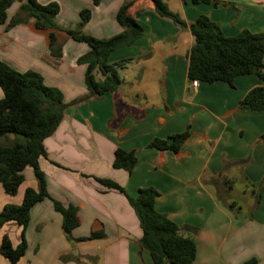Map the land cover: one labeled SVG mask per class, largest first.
<instances>
[{
  "label": "crops",
  "instance_id": "0c3cea01",
  "mask_svg": "<svg viewBox=\"0 0 264 264\" xmlns=\"http://www.w3.org/2000/svg\"><path fill=\"white\" fill-rule=\"evenodd\" d=\"M101 1L106 3L103 15L85 25L86 33L97 38L122 31L115 13L127 0ZM131 1L128 11L143 33L109 54L110 62L130 59L120 72L118 89L76 101L87 93L85 65L77 58L89 47L80 42L87 49L70 57L62 70L68 78L58 86L67 106L54 132L43 141L46 156L38 160L48 193L76 207L78 225L67 236L61 215L44 198L30 210L26 249L15 264H154L140 246L134 208L124 195L100 186L95 178L113 180L130 196L140 188L155 189V210L194 240L191 264H264V111L240 107L247 92L262 82L249 74L235 77L232 86L217 81L193 87L187 79L193 44L188 25L194 18L208 16L225 36L244 30L264 33V0H163L186 23L182 27L159 17L152 0ZM24 2L12 1L3 24ZM33 22L29 17L13 26L6 44L0 45V60L18 72L23 71L18 64L29 62L26 53L31 54L36 34L48 39L47 31L35 29ZM40 52L38 59L58 69L64 64L62 54L55 59L45 45ZM184 131L189 135L177 151L149 146L154 139L167 140ZM118 148L135 152L130 172L112 167ZM23 174L14 195L6 194L0 184V210L7 203L20 204L27 187L37 190L32 169L27 166ZM91 232L101 235L78 240ZM20 233L21 227L9 221L0 227V242L7 234L15 247ZM0 264L12 263L0 254Z\"/></svg>",
  "mask_w": 264,
  "mask_h": 264
},
{
  "label": "trees",
  "instance_id": "16d2710c",
  "mask_svg": "<svg viewBox=\"0 0 264 264\" xmlns=\"http://www.w3.org/2000/svg\"><path fill=\"white\" fill-rule=\"evenodd\" d=\"M13 0H0V24L6 21V11ZM194 3L208 0H191ZM133 1L123 2L115 13V20L122 31L105 38H97L81 31L90 19L87 9L81 10L80 22L75 29H64L67 36L77 42H83L89 50L77 58V63L85 65L84 85L87 93L79 100L99 97L118 89L120 72L130 59L117 62L108 60L109 54L121 47L131 45L143 33V27L136 17L129 13ZM154 12L161 18H168L182 27L186 23L171 11L163 0H152ZM56 2L41 4L38 0H25L18 12L10 19L8 27L34 19L37 30L48 33L50 55L61 57L57 47L55 30L58 26L53 18L59 12ZM6 27V28H8ZM193 44L188 52L187 79L198 83L224 82L232 86L233 79L240 75H256L261 85L249 90L241 99L240 107L250 111H264V33H251L244 30L235 36H225L218 24L204 14L197 15L188 25ZM56 52H53L55 51ZM0 184L4 192L14 195L24 180V169H32L37 180V190L27 187L20 204H5L0 210V227L14 221L21 227L20 242L13 247L9 236L3 234L0 242V254L10 263L24 254L26 241L24 230L30 219V210L44 198L52 202L55 211L61 215V227L68 236L77 227L76 207L64 204L50 196L46 188V179L39 167L38 160L46 156L43 145L62 119L67 106L62 101L60 90L47 86L37 72L27 70L18 72L0 60ZM189 135L188 131L168 136V139H154L149 146L158 149L177 151ZM136 163L134 151L116 149L112 161L115 169L132 170ZM100 186L118 191L134 208L141 229L140 246L147 249L154 264H191L195 256L193 238L180 233L178 226L167 216L154 208L158 192L152 187L138 189L130 196L122 186L110 179L95 178ZM101 232H91L78 240H91Z\"/></svg>",
  "mask_w": 264,
  "mask_h": 264
},
{
  "label": "rangeland",
  "instance_id": "374dc122",
  "mask_svg": "<svg viewBox=\"0 0 264 264\" xmlns=\"http://www.w3.org/2000/svg\"><path fill=\"white\" fill-rule=\"evenodd\" d=\"M53 2V1H47L46 3ZM56 2V1H54ZM43 3V4H46ZM59 6V12L56 14V16L53 18L54 23L58 26L57 30H60V32H57L55 34L56 42H57V47H60V51L62 54L64 64L60 66L58 69L56 65L51 64L50 62H45V60L38 59V56L40 55V47L42 45H45L47 50L52 52L49 49V44H48V39L45 34H42L41 32H38L36 34L37 36L34 37L33 39V50L30 53H26L27 58L29 59V62L27 63H20L17 66H19L23 70L21 72H25L26 68H36V71L38 74L41 75L43 79V83L47 86L55 87L59 90L58 86H63L64 84V79L63 78H68L65 76V74L62 72V70L66 67V63H68V60L72 55L76 52H78L80 49H87L86 45L80 42H77L73 40L72 38L67 37V34L65 33L64 29H75L78 27L79 22H80V11L87 9L90 12V19L80 27L81 31L86 33L85 31V25H90L91 23L95 22V17L96 15L99 16V18L103 15L101 13L104 12V7L106 5L105 2H102L101 0H80L77 3H69V4H64V3H58L56 2ZM98 5L101 6L100 11H97ZM97 13V14H96ZM97 18V19H99ZM104 21V20H103ZM10 20L8 19L5 24L0 25V45L1 44H6L8 41L7 34L14 29L12 27H8V23ZM8 27L6 31H3L4 27ZM6 33V34H4ZM88 34V33H87ZM20 33H17V41L19 39ZM109 37V36H108ZM18 44V43H17ZM12 49V45L10 47ZM53 52H56L53 51ZM87 52V51H86ZM27 71V70H26ZM85 72V71H84ZM63 74V76H62ZM2 98V97H1ZM0 98V99H1ZM83 264V263H82Z\"/></svg>",
  "mask_w": 264,
  "mask_h": 264
},
{
  "label": "built area",
  "instance_id": "2783aa9c",
  "mask_svg": "<svg viewBox=\"0 0 264 264\" xmlns=\"http://www.w3.org/2000/svg\"><path fill=\"white\" fill-rule=\"evenodd\" d=\"M190 84L193 86V87H196L198 85V81L197 80H192L190 82Z\"/></svg>",
  "mask_w": 264,
  "mask_h": 264
}]
</instances>
